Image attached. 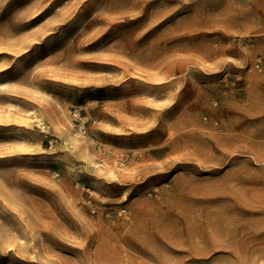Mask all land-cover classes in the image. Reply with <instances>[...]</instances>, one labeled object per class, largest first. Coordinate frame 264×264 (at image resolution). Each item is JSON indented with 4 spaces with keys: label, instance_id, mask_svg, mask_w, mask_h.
Returning <instances> with one entry per match:
<instances>
[{
    "label": "rangeland",
    "instance_id": "1",
    "mask_svg": "<svg viewBox=\"0 0 264 264\" xmlns=\"http://www.w3.org/2000/svg\"><path fill=\"white\" fill-rule=\"evenodd\" d=\"M0 264H264V0H0Z\"/></svg>",
    "mask_w": 264,
    "mask_h": 264
},
{
    "label": "built area",
    "instance_id": "2",
    "mask_svg": "<svg viewBox=\"0 0 264 264\" xmlns=\"http://www.w3.org/2000/svg\"><path fill=\"white\" fill-rule=\"evenodd\" d=\"M258 66H260V64H258Z\"/></svg>",
    "mask_w": 264,
    "mask_h": 264
}]
</instances>
